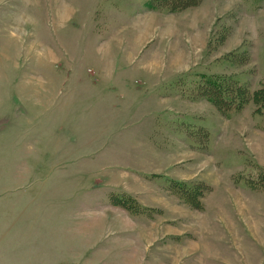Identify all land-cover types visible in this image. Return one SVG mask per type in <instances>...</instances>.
I'll list each match as a JSON object with an SVG mask.
<instances>
[{
  "label": "rangeland",
  "instance_id": "rangeland-1",
  "mask_svg": "<svg viewBox=\"0 0 264 264\" xmlns=\"http://www.w3.org/2000/svg\"><path fill=\"white\" fill-rule=\"evenodd\" d=\"M145 1L0 0V264H264V0Z\"/></svg>",
  "mask_w": 264,
  "mask_h": 264
},
{
  "label": "trees",
  "instance_id": "trees-1",
  "mask_svg": "<svg viewBox=\"0 0 264 264\" xmlns=\"http://www.w3.org/2000/svg\"><path fill=\"white\" fill-rule=\"evenodd\" d=\"M202 2V0H146L144 5L148 7V9H156L163 8L167 11H182L191 6H197ZM248 85L242 81L241 79L233 77H226L215 74H203L201 78L196 79L194 85L191 86V94L196 97V99L205 98L212 103L216 104L218 107L229 112L227 106L232 105L233 103L238 102L240 106L242 105V97L243 101L245 99V94H247ZM254 96L260 99L264 103V85L257 89L254 92ZM263 127H264V119H263ZM203 128V133L201 135L204 136V132L206 130V126L200 125ZM200 127H194L191 129L192 133H197V131H201ZM199 134V137L201 138ZM170 182L168 185L170 187L176 186L179 190L186 189V184L184 182ZM199 183L195 184L198 185ZM192 188H187L190 191ZM194 196L198 195V191H191ZM117 201L120 202L124 206H132L133 203L137 205V207L141 208L140 204H136L138 202L131 195H117Z\"/></svg>",
  "mask_w": 264,
  "mask_h": 264
},
{
  "label": "crops",
  "instance_id": "crops-1",
  "mask_svg": "<svg viewBox=\"0 0 264 264\" xmlns=\"http://www.w3.org/2000/svg\"><path fill=\"white\" fill-rule=\"evenodd\" d=\"M202 2H203V0H202ZM187 9H189V8H187ZM183 11V10H182Z\"/></svg>",
  "mask_w": 264,
  "mask_h": 264
}]
</instances>
